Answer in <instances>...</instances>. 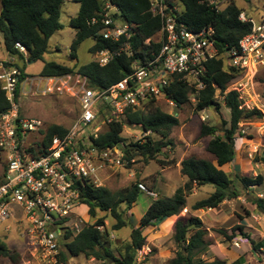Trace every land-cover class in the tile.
Returning <instances> with one entry per match:
<instances>
[{"label":"trees","instance_id":"16d2710c","mask_svg":"<svg viewBox=\"0 0 264 264\" xmlns=\"http://www.w3.org/2000/svg\"><path fill=\"white\" fill-rule=\"evenodd\" d=\"M67 0H0V34L3 48L12 57L20 58L22 55L15 49V44L23 45L27 51L26 62H43L39 77L64 78L80 75L86 79L87 87L94 91L108 89L130 75L132 62L135 60L145 63L150 59L151 50L157 52L158 46L151 44V38L160 28V21L149 11L148 0H112L121 11L122 21L135 28V35L130 40L133 56L125 55L115 57L104 66H98L94 61L79 66L76 63L77 49L88 38L93 40V46L89 49L91 55L104 49H115L119 44H112L102 39L101 26H88L87 22L100 10L99 0H71L78 5V11L70 20V26L75 34L69 46V58L72 65L58 64L56 62H44L43 57L48 51V41L56 32L62 29L60 13ZM184 11L178 17V22L190 31H198L203 27L211 26L215 30V45L220 53L225 47L236 46L239 39L251 30L250 23H242L238 15L244 12L248 18H253L244 9L237 6L233 0L219 14L214 13L206 6L199 5L197 0H180ZM241 8V9H240ZM260 14V13H259ZM263 13L260 14V16ZM259 16V17H260ZM256 20H259L257 18ZM24 65H17L21 71V81L27 77L24 73ZM207 73L201 78L204 87L196 90L193 85L187 84L180 76H174L167 88L164 89L165 99L172 102L176 108H181L190 100L195 101L197 112L207 108L218 109L216 101L217 93L223 96L224 107L229 111V121L221 119L220 127L201 125L199 138L210 137L206 145V152L212 156V160L189 157L180 162V174L187 179L183 189H178L172 198H154L148 206L138 225L133 226L129 219L124 218L125 210L129 211L136 203L139 193L137 185H134L126 193H112L103 187H96L90 182L79 185L81 205L87 208V216L96 218L97 211L108 213L115 221L112 231L117 232L123 228L130 229V236L118 257L111 250L108 241L109 233L104 229V221L97 219L94 224L83 227L77 234L68 228L64 229V236L60 240L61 262L66 263L68 258L83 256L102 262L114 264H135L138 250L146 245V239L142 235L144 229L154 227L156 224L178 216L185 208V196L189 194L192 185L196 187H212L211 193L204 199L196 201L190 206V211L215 209L224 201L236 199L239 192H243L251 186H260L264 179L261 175L248 177L240 174L228 175L219 168L228 165L235 158L234 141L242 121L261 119L262 114L257 109L245 110L241 108L239 95L235 91L225 93L233 84L240 72L229 67L224 59L209 61L206 64ZM18 89L16 97L18 96ZM151 101L146 111L126 109L121 117L116 120L109 107L97 105L96 118L91 124L92 130L99 118L103 117L105 130L98 132L96 137H90V142L98 151L118 148L123 153V161L128 165L135 156H140L145 161L156 160V156L165 147L171 146L169 139L171 130L179 125V121L173 115L161 111ZM3 93L0 91V114L9 109ZM111 118L110 122H107ZM125 123L141 127L144 133H150L143 141L126 144L122 138ZM43 137L42 148L38 152L32 146L26 148V152L35 157L42 154L51 143L53 137L62 138L67 134L64 128L51 125L46 131H39ZM152 136L158 137L155 141ZM264 160V159H263ZM165 166H174L177 162L163 163ZM171 164V165H170ZM5 171V170H4ZM2 180H0L1 182ZM140 184V183H139ZM248 202V201H247ZM252 212L264 215V199L252 197L248 202ZM124 209L120 211V206ZM248 213V212H247ZM102 228L103 230H99ZM243 228L234 226L226 240L231 241L237 234L241 235ZM225 234V233H224ZM206 231L201 222L194 217L179 220L174 225L173 239L177 245L175 257L168 264H225L224 261L215 259L207 262L202 256L209 255V244L205 241ZM0 256L12 258L6 245L0 241ZM234 264H243L240 257Z\"/></svg>","mask_w":264,"mask_h":264},{"label":"built area","instance_id":"2783aa9c","mask_svg":"<svg viewBox=\"0 0 264 264\" xmlns=\"http://www.w3.org/2000/svg\"><path fill=\"white\" fill-rule=\"evenodd\" d=\"M100 10L88 22V26L100 25L103 40L120 44L115 49H104L95 53L94 62L104 67L113 58L133 56L130 40L135 28L122 21L119 6L112 0H99ZM149 11L160 21V28L151 38V44L158 50H151L150 59L141 63L132 62L133 72L110 86L108 89L94 91L87 87L86 79L75 76L80 114L67 134L53 137L42 154L31 157L26 148L32 146L38 152L41 141L30 140L41 130V122L22 118L18 114L16 91L21 81V71L15 65V57L0 59V91L9 104V109L0 114V153L5 158L6 169L0 182V225L13 216L12 207L22 209L28 243L36 250L45 264H66L59 259L60 240L64 229L77 234L83 224L75 217V210L81 206L79 185L90 182L98 187V175L102 170L120 168L123 153L118 148L98 151L90 142L96 137L99 127L89 130L96 118L97 105L109 107L111 115L118 120L126 109L143 110L151 102L165 99L164 89L174 76H180L196 90L204 87L203 78L207 73L209 61L224 59L225 63L240 73H257L264 66V12L259 20L248 18L244 12L238 15L242 23H250L251 30L241 37L236 46L225 47L220 53L215 45V30L211 26L198 31L188 30L178 17L184 11L180 0H148ZM231 0H197L216 14L222 12ZM15 49L27 60V51L19 43ZM42 78L27 80L29 89L34 82L68 89L72 77ZM230 85L229 87H231ZM229 87L227 90H229ZM238 93L237 90H231ZM194 101V100H193ZM111 118L107 120L110 122ZM43 149V148H42ZM264 179V164L261 174ZM137 188L148 197H155L143 184ZM100 229V228H99ZM7 230V229H6ZM247 242L239 238L232 245L239 249ZM138 250L137 253L141 254Z\"/></svg>","mask_w":264,"mask_h":264},{"label":"rangeland","instance_id":"374dc122","mask_svg":"<svg viewBox=\"0 0 264 264\" xmlns=\"http://www.w3.org/2000/svg\"><path fill=\"white\" fill-rule=\"evenodd\" d=\"M233 1L255 20L258 18L257 14L263 12L264 0ZM77 11L78 5L76 3L71 0H67L64 3L60 13L62 29L49 39L48 51L43 57L44 62L72 65L73 62L70 60L68 54L69 46L73 40L75 31L70 26V20L76 16ZM92 46L93 40L91 38L86 39L79 45L76 60L79 66L94 61V55H91L89 52ZM7 56L8 54L3 48L2 36L0 34V59H6L8 58ZM14 61L16 66H21V64L25 66L24 73L27 75V77L22 80L18 89L16 103L19 116L40 121V131H46L51 125H57L70 131L80 114V105L78 96L76 95L77 84L75 82V76L72 77L71 82L68 84L69 90L61 88V85L58 84L55 85V87L48 85V92H46V86L38 82H34L30 90L26 81L39 77L38 75L42 69L43 62L40 61L28 65L26 64L27 62L22 61L20 58H15ZM232 89L238 91L241 108L245 110L257 109L262 114L261 119L242 121L239 124L238 135L234 141L235 157L243 155L242 165L244 163L245 166V170L243 171L250 172V163H247L249 161L253 169H260L258 170L260 174L261 165L264 164V66L260 67L255 74L251 72H242L238 74L232 86L229 87V90L226 89L225 93ZM216 101L219 105L218 109L207 108L197 112L195 110V101L193 100H190L189 103L181 108H176L175 106H171L164 99H159L155 106L161 111L173 115L179 121V125L173 128L169 135L172 145L163 148L154 161H145L142 157L135 156L129 165L123 161L122 167L109 168L99 173L97 181L98 187L106 188L112 193H126L130 191L134 185L139 183L143 184L149 191L156 193L155 197H150L151 199L145 194L139 193L140 195H138L133 207L129 211L125 210L124 218L126 219L127 217L133 226H136L138 222L136 220L138 219L137 215L141 212V214H143L146 211L152 199L157 197L160 199L172 198L175 195V190H178L179 187L182 186L181 179H183V182L185 181V178L180 176L179 173L177 174L178 171L176 172L172 166H170L171 168L164 174H161L162 165L160 162L165 164L171 163L172 161L179 162L181 159L187 157L211 158V155L206 152V145L210 137L199 138L200 127L204 124L220 127L221 119L226 122L229 121V111L224 107L223 96L217 93ZM143 111L145 112L146 109H143ZM104 120L103 117L99 118V121L95 123L93 129L99 127L100 132L104 131L105 126L102 124ZM149 135L150 133L142 132L140 126L131 125L129 123L124 124L121 134L126 144L143 141V139ZM42 137L43 135L39 132L30 137V140L40 141ZM151 137H153L155 141L159 140L158 137L152 135ZM256 166L259 168H256ZM166 167L167 166H165V168ZM5 169V158L0 153V180H2ZM227 169L228 168H226V170ZM227 174L233 175V173ZM244 174L246 173L242 172V175ZM245 176L249 177L251 175ZM205 191H212V187L205 186L203 192ZM241 193L242 192H239V195ZM202 198L200 194H197L196 197H190L188 202L191 203ZM249 200H251V197L247 198L248 202ZM119 209L122 211L124 205H121ZM11 211L13 216L0 225V241L6 245L12 258L0 256V264H45L41 259L40 250H36L29 245L25 234H23V237L21 236L28 228L22 209L19 207H12ZM75 212V217L81 218L83 221L82 225L79 224V228L92 225L97 219H102L104 221V229L109 233L108 241L111 250L118 257V251L122 250L129 239L130 229L123 228L120 231L113 232L112 226L115 221L108 213L97 211L96 218L91 219L87 216V208L83 205L79 206ZM179 217H182V212L175 218L176 222ZM172 220L174 221V218H170L169 221ZM182 220L186 219L183 218ZM5 228H7V230H5ZM99 230L102 231L103 229L100 228ZM215 232H219L220 234L225 233L219 230ZM173 233L174 227L170 229L169 227H162L160 224H156L155 227L144 229L142 235L146 239V245L140 250L142 251L141 254H136L135 264H168L169 261L175 257L178 250L173 239ZM242 238H244V236ZM234 240L229 241L228 244L225 243L224 248L238 250L232 245ZM222 248L223 247H220V249ZM205 260H208V258ZM66 264L114 263L102 262L93 258L80 256L73 260L68 258Z\"/></svg>","mask_w":264,"mask_h":264},{"label":"crops","instance_id":"0c3cea01","mask_svg":"<svg viewBox=\"0 0 264 264\" xmlns=\"http://www.w3.org/2000/svg\"><path fill=\"white\" fill-rule=\"evenodd\" d=\"M263 12H264V8H263ZM260 14H257L258 18ZM26 64L31 65L30 62ZM210 157L212 158V156ZM242 157L243 155L236 156L230 164L224 165L219 169L222 170L224 173H229V174L233 173V174L242 175V172H244L246 173L244 175H251L249 177H256L257 175L261 174V171L260 174L258 171L260 169L258 170L253 169V167L251 166V162L249 161L247 163L248 164L250 163L249 164L250 172L243 171L245 170V166L244 163L242 165ZM211 158L210 159L200 158V159L210 160L215 165V162ZM182 160L184 159H181V161ZM181 161L177 162L176 165L172 166L174 167V170H176V172L178 171L177 174L178 173L180 174ZM169 168L171 167H166L164 169H161L160 173L164 174ZM226 168L228 169L226 170ZM256 168L259 167L256 166ZM180 176L182 175L180 174ZM186 181H187L186 178L184 182L183 179H181L182 186L179 187V189H183ZM203 190L204 187L198 188L194 184L192 185L189 194L185 196L186 208L183 210L184 212L182 211V217H179L177 219L179 221L182 220L183 218L188 219L189 217H194L201 222L203 230L206 231L205 241L209 244V248H208L209 255L202 256V259L205 260L206 258H208V260H205L207 262H212L215 259H219L221 261H224L225 264H234V262H236L241 257L243 259V264H264V215H259L257 213L252 212L253 210L250 204L247 202V198L250 197L252 198L253 196L256 198L264 199V182L260 186H251L247 188L236 199L230 201H224L215 209L198 210L195 212L190 211L189 207L193 205L196 201H198L197 199L196 201L189 203L188 199L190 197H196L197 194H200L203 197L202 199H204L211 193V191L203 192ZM176 191L177 189L175 190V192ZM153 194L156 195V193ZM152 201L153 199L151 200V202ZM150 204L151 203H149V205ZM141 213L137 215L138 219L136 220L138 222L139 219L144 214ZM177 217L176 216L172 217L174 218V221L173 220L169 221L170 219H167L166 221L158 224H160L162 227L164 226L166 228L169 227L170 229H173L176 223L175 218ZM138 222L136 226L138 225ZM234 226H241L243 228V231L241 235L237 234L234 238H232V240L239 239L244 236V238L247 240V243H243L242 245H240V248L238 250H232L229 248L225 249L224 248L225 243L226 244L229 243V241L226 240V236L230 235V230ZM6 229L7 228H5V230ZM217 230L222 232L224 231L226 234L224 233L220 234L219 232L218 233L215 232ZM220 247H223L222 248L223 250L220 249ZM76 258H71V260Z\"/></svg>","mask_w":264,"mask_h":264},{"label":"water","instance_id":"95a60500","mask_svg":"<svg viewBox=\"0 0 264 264\" xmlns=\"http://www.w3.org/2000/svg\"><path fill=\"white\" fill-rule=\"evenodd\" d=\"M33 62L31 61L30 64H32Z\"/></svg>","mask_w":264,"mask_h":264}]
</instances>
